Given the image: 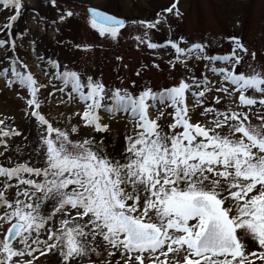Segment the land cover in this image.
I'll list each match as a JSON object with an SVG mask.
<instances>
[{"label":"snow or ice","instance_id":"1","mask_svg":"<svg viewBox=\"0 0 264 264\" xmlns=\"http://www.w3.org/2000/svg\"><path fill=\"white\" fill-rule=\"evenodd\" d=\"M49 3L57 32L82 17L118 43L135 26L137 50L159 56L134 75L163 62L172 82L106 83L46 58L28 29L13 32L26 11L45 18L0 0V93L14 94L33 133L0 113V264H264V51L230 35L220 53L177 34L181 0L131 21L92 0ZM26 39L44 82L21 55Z\"/></svg>","mask_w":264,"mask_h":264},{"label":"rangeland","instance_id":"2","mask_svg":"<svg viewBox=\"0 0 264 264\" xmlns=\"http://www.w3.org/2000/svg\"><path fill=\"white\" fill-rule=\"evenodd\" d=\"M79 2L80 0H58V3L64 7H75ZM163 2L165 0H92V3L129 21L137 18H152ZM25 3L35 8L39 16L45 19L34 20L31 11H26L14 26L13 32L23 33L28 29L32 35L38 37L39 53L46 58L53 57L67 61L82 72L97 75L103 73L106 83L119 84L118 77L125 78L126 83L136 80L138 85L148 82L153 87L172 82V76L169 75L163 62H161L163 72L152 70L142 74L143 79L134 75L141 64H147L153 59L158 60L159 56V53L150 55L152 50H137L132 36L139 34L140 30L135 26L129 24L127 29H122L123 36L118 43L99 38L98 34H94L85 26L82 17L70 19L69 22L60 25L57 32V26L51 22L58 17V12L52 8L49 0H25ZM180 8L184 12L183 20L178 23L173 21L177 34H182L188 39L209 41L212 50L220 53L229 48L230 35L242 37L243 42L250 49L264 51V0H181ZM76 10L82 12L80 8ZM3 19L4 17H0V21ZM158 38L163 39V37ZM68 41L93 47L89 52L76 51L65 46ZM29 53L26 39L21 55L41 82L46 81L47 77L41 71L36 55ZM116 55L123 56L122 63L115 59ZM125 64L128 65L127 68L123 67ZM176 75L178 76L179 72ZM2 87L3 82L0 81V88ZM51 103L56 104L57 101L53 99ZM19 105L20 102L15 99L12 92L5 90L0 93V113L7 112L9 115H14L18 128L23 130L25 135L33 134L30 123L20 118L22 113L19 111ZM50 111L55 112L56 109L52 108ZM29 138L31 139V135ZM10 143L14 146L20 145L23 149L27 142L17 137Z\"/></svg>","mask_w":264,"mask_h":264}]
</instances>
